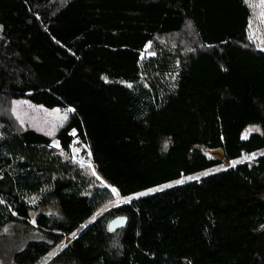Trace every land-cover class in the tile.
Wrapping results in <instances>:
<instances>
[{"label":"trees","instance_id":"1","mask_svg":"<svg viewBox=\"0 0 264 264\" xmlns=\"http://www.w3.org/2000/svg\"><path fill=\"white\" fill-rule=\"evenodd\" d=\"M255 17L264 0H0V228L39 211L44 236L12 264H264ZM20 97L70 107L56 144Z\"/></svg>","mask_w":264,"mask_h":264},{"label":"rangeland","instance_id":"2","mask_svg":"<svg viewBox=\"0 0 264 264\" xmlns=\"http://www.w3.org/2000/svg\"><path fill=\"white\" fill-rule=\"evenodd\" d=\"M264 19L255 17L252 20V34L260 41H264ZM263 33V34H262ZM12 112L18 122L26 128L35 130L44 134L57 143V135L59 131L70 121V107H48L43 104L31 102L26 97H20L13 102ZM255 130L250 128L247 134ZM73 155L75 159L81 163H91L88 157H82L83 149H87L85 145L77 142L73 145ZM210 155L219 156V151H209ZM41 212L47 214L58 215L60 208L57 202L52 201ZM39 211L32 212L33 225L30 227L22 225H8L0 228V264H12L14 254L21 250L29 241L44 239V236L36 227V219ZM56 251H52L50 257L44 259L41 264H48L55 256Z\"/></svg>","mask_w":264,"mask_h":264},{"label":"water","instance_id":"3","mask_svg":"<svg viewBox=\"0 0 264 264\" xmlns=\"http://www.w3.org/2000/svg\"><path fill=\"white\" fill-rule=\"evenodd\" d=\"M83 151H86V149H84ZM128 221V218L126 216H123V215H119L115 218H113L110 222H109V225H108V228L110 231H116L118 230L119 228L123 227L126 225Z\"/></svg>","mask_w":264,"mask_h":264},{"label":"built area","instance_id":"4","mask_svg":"<svg viewBox=\"0 0 264 264\" xmlns=\"http://www.w3.org/2000/svg\"><path fill=\"white\" fill-rule=\"evenodd\" d=\"M81 156H82V157H85V156H86V157H88V154H87V152H85V151H82V154H81Z\"/></svg>","mask_w":264,"mask_h":264}]
</instances>
